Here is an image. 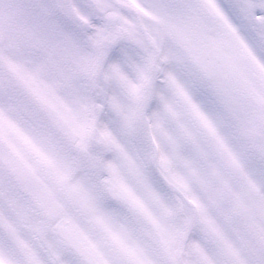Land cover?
Returning <instances> with one entry per match:
<instances>
[{"label": "snow or ice", "instance_id": "snow-or-ice-1", "mask_svg": "<svg viewBox=\"0 0 264 264\" xmlns=\"http://www.w3.org/2000/svg\"><path fill=\"white\" fill-rule=\"evenodd\" d=\"M0 264H264V0H0Z\"/></svg>", "mask_w": 264, "mask_h": 264}]
</instances>
